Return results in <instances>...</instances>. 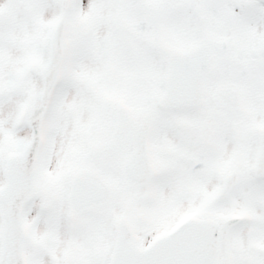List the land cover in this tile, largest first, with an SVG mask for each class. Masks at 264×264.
<instances>
[{
    "label": "snow or ice",
    "instance_id": "6c2138e0",
    "mask_svg": "<svg viewBox=\"0 0 264 264\" xmlns=\"http://www.w3.org/2000/svg\"><path fill=\"white\" fill-rule=\"evenodd\" d=\"M0 264H264V0H0Z\"/></svg>",
    "mask_w": 264,
    "mask_h": 264
}]
</instances>
